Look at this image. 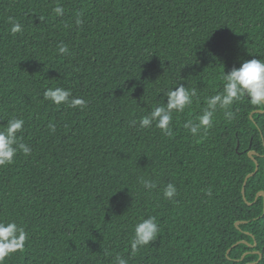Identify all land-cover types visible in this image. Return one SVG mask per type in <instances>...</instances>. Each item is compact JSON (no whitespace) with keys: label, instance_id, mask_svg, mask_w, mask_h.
Returning <instances> with one entry per match:
<instances>
[{"label":"trees","instance_id":"trees-1","mask_svg":"<svg viewBox=\"0 0 264 264\" xmlns=\"http://www.w3.org/2000/svg\"><path fill=\"white\" fill-rule=\"evenodd\" d=\"M252 58L264 59V0H0V127L22 118L32 148L0 167V219L29 235L4 264H248L259 254L264 264V107L245 97L206 132L184 127L222 89L221 73ZM179 83L197 97L173 114V135L141 128ZM55 87L86 107L45 100ZM250 151L259 169L244 198ZM148 216L158 237L132 255Z\"/></svg>","mask_w":264,"mask_h":264},{"label":"clouds","instance_id":"clouds-1","mask_svg":"<svg viewBox=\"0 0 264 264\" xmlns=\"http://www.w3.org/2000/svg\"><path fill=\"white\" fill-rule=\"evenodd\" d=\"M53 11L57 16L64 13V9L60 5H57ZM8 20L11 24L10 31L12 34L22 31V25L14 17L10 16ZM76 22L79 24L81 21L77 19ZM58 52L67 54V45L61 44ZM220 79L223 84L222 89L205 99L206 107L194 121L188 120L184 123V127L193 136L202 130L206 132L213 127L214 114L217 110H223L224 116L227 119H232L234 114L230 111L231 106L245 97L252 105L264 107V59L243 60L239 67L233 66L227 72L224 70ZM43 97L57 106L64 104L71 108L83 109L87 105L85 99L73 97L70 89L62 87L47 88L43 92ZM194 97H197V90L195 88L189 89L183 83L168 88L163 92L165 103L154 106L147 115L141 117L139 126L151 128L155 124V127L159 128L165 135L172 136L173 114L183 113L186 107L192 105ZM136 123L135 120L131 121L132 125ZM24 124L25 121L22 118L13 116L7 121L6 126L0 127V167L12 164L18 151L23 152L26 156L31 154L32 148L20 142L21 137L18 136V133L22 132ZM50 127L54 130V125H50ZM141 183L147 189L156 186L146 179H141ZM163 194L165 198L173 199L177 195L176 186L168 183ZM159 232L160 228L155 216L142 218L134 226V235L130 243L131 254L135 255L140 248L155 241ZM28 239L29 235L25 228L15 220L0 219V264H4L5 258L12 253L23 250ZM115 259L116 264H128V261L120 256Z\"/></svg>","mask_w":264,"mask_h":264},{"label":"water","instance_id":"water-1","mask_svg":"<svg viewBox=\"0 0 264 264\" xmlns=\"http://www.w3.org/2000/svg\"><path fill=\"white\" fill-rule=\"evenodd\" d=\"M256 112H264V110H262V111H261V110H257V111H255V113H256ZM248 155H249V157L255 162V170H254V172H252L251 174L247 175L246 178H245V181H244V184H243V188H242V193H243L244 198H245V185H246L247 180H248L251 176H253V175L258 171V169H259V163H258V161L255 159V155H257L256 152H254V151H250V152L248 153ZM259 196H263V197H264V191H260V192H258L257 195H256V199H257ZM239 223H240V222H237L236 225L238 226ZM243 242H244V241H238V242H237L236 244H234V245H237V244H240V243H243ZM234 245H233V246H234ZM233 246H232V247H233ZM230 250H231V248L228 249L227 252L229 253ZM245 256H246V254H244V255L241 257V259H244ZM261 257H262V254H259V259H258L256 262H252V263H248V264H255V263L259 262V260L261 259Z\"/></svg>","mask_w":264,"mask_h":264}]
</instances>
